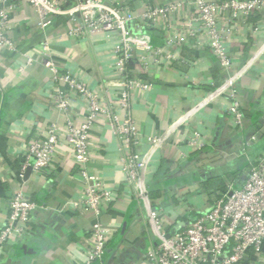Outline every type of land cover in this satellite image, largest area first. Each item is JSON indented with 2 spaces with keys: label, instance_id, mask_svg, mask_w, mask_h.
Returning a JSON list of instances; mask_svg holds the SVG:
<instances>
[{
  "label": "crops",
  "instance_id": "obj_1",
  "mask_svg": "<svg viewBox=\"0 0 264 264\" xmlns=\"http://www.w3.org/2000/svg\"><path fill=\"white\" fill-rule=\"evenodd\" d=\"M171 1L121 0L137 15L144 6ZM189 12L185 10V14ZM66 19L57 18L42 30L29 4L17 0L8 31L16 50L0 51V228L16 192H24L39 207L31 216L28 233L0 248V264H84L95 221L112 234L103 256L93 264H150L147 249L155 242L148 228V203L168 232L181 229L215 198L202 192V182L223 178L226 190L231 184L239 187L238 178L264 152V12L246 22L232 23L226 43L232 60L229 75H235L233 87L244 113L242 126L227 115L225 97H211L226 76L207 46L194 39L178 49L165 48L173 59L152 70L148 91L132 95L129 113L140 135L137 150L147 163L141 191L122 171L118 140L102 119L95 123L88 169L103 178L112 194L98 218L80 204L84 183L67 146L56 149L46 173L36 175L29 167L21 170L27 146L44 127L63 124L52 105L57 84L43 65L45 59L50 57L59 71L73 74L102 101L113 99L114 90H108L106 84L115 77L116 36L72 38L67 34ZM171 24L173 30L180 27L176 18ZM138 29L150 36L153 47L163 48L164 28L137 24L134 30ZM72 104L70 116L78 126L85 104L78 96ZM194 134L198 135L197 147L189 145ZM253 136L256 141L251 143ZM233 175L236 179H229ZM245 264H264V247L258 254L250 253Z\"/></svg>",
  "mask_w": 264,
  "mask_h": 264
},
{
  "label": "built area",
  "instance_id": "obj_2",
  "mask_svg": "<svg viewBox=\"0 0 264 264\" xmlns=\"http://www.w3.org/2000/svg\"><path fill=\"white\" fill-rule=\"evenodd\" d=\"M38 16V27L47 28L53 20L67 18L68 36L82 39L95 34H114L118 44L114 48L115 77L106 87L113 91V99L102 101L69 72L59 71L48 57L44 67L53 74L57 84L52 96L53 108L62 116L63 124L44 127L24 153L26 167L36 175L46 173L56 149L67 146L72 160L84 183L80 204L85 211L98 218L105 210L112 194L105 188L103 178L92 174L88 164L92 159L91 132L102 119L118 140L123 156L122 171L130 184L142 190L146 159L137 150L139 132L129 109L132 95L148 91L153 69L168 65L173 55L164 49H178L191 39L205 44L225 80L211 94L213 99L223 96L227 100L225 111L237 126L244 123L239 95L234 90L235 75H229L232 60L226 43L230 39V26L236 21L246 22L264 12V0H174L163 5H147L137 15L121 0H25ZM0 51L16 50L9 38L10 14L17 0H0ZM69 4V5H68ZM188 9L190 14H185ZM180 21L173 30L172 19ZM164 28L163 48H155L150 36L134 26ZM230 28V29H229ZM254 31L258 28L254 27ZM47 47L46 44H44ZM255 57V55H254ZM254 57L251 59L253 60ZM145 77H142L144 76ZM58 84H62L61 89ZM75 96L85 104L80 125H74L70 116ZM116 108V109H115ZM122 112V116L120 114ZM197 134L189 145L197 147ZM256 141L253 136L250 142ZM155 142V141H154ZM239 187L229 185L196 218L189 219L181 229L168 232L162 218L149 206L148 228L154 246L147 249L150 264H245L251 254L264 247V152L253 161ZM38 205L24 192H16L8 203V216L0 228V248L9 241H19L28 233L32 214ZM112 232L100 222L92 224L89 250L84 264L101 259Z\"/></svg>",
  "mask_w": 264,
  "mask_h": 264
},
{
  "label": "trees",
  "instance_id": "obj_3",
  "mask_svg": "<svg viewBox=\"0 0 264 264\" xmlns=\"http://www.w3.org/2000/svg\"><path fill=\"white\" fill-rule=\"evenodd\" d=\"M236 175H233L231 178L229 177V179H236ZM238 180L242 182L243 179L238 178ZM201 190L203 193L209 196L215 195V197H217L219 194H222L226 191V186H225L223 178H214V179H210V180H206L205 182H202Z\"/></svg>",
  "mask_w": 264,
  "mask_h": 264
},
{
  "label": "water",
  "instance_id": "obj_4",
  "mask_svg": "<svg viewBox=\"0 0 264 264\" xmlns=\"http://www.w3.org/2000/svg\"><path fill=\"white\" fill-rule=\"evenodd\" d=\"M29 169H30V168H29ZM124 229H125V228H123V230L120 232L121 234L123 233Z\"/></svg>",
  "mask_w": 264,
  "mask_h": 264
}]
</instances>
